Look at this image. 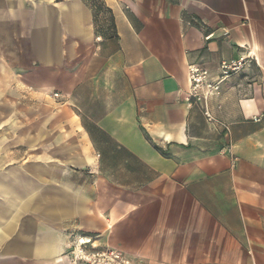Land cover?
Segmentation results:
<instances>
[{
    "label": "crops",
    "instance_id": "1",
    "mask_svg": "<svg viewBox=\"0 0 264 264\" xmlns=\"http://www.w3.org/2000/svg\"><path fill=\"white\" fill-rule=\"evenodd\" d=\"M80 236L264 264V0H0V264H72Z\"/></svg>",
    "mask_w": 264,
    "mask_h": 264
},
{
    "label": "built area",
    "instance_id": "2",
    "mask_svg": "<svg viewBox=\"0 0 264 264\" xmlns=\"http://www.w3.org/2000/svg\"><path fill=\"white\" fill-rule=\"evenodd\" d=\"M239 67V64H223V77L226 78L230 72L237 71ZM189 75L191 96L199 101H206L219 89L221 82H210L209 72L200 66H191ZM54 98L59 99L60 95L55 94ZM206 114L210 118L207 112ZM69 258L72 264H141L119 250L110 248L98 249L95 246V238L91 236L77 237L71 246Z\"/></svg>",
    "mask_w": 264,
    "mask_h": 264
}]
</instances>
